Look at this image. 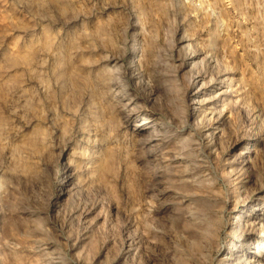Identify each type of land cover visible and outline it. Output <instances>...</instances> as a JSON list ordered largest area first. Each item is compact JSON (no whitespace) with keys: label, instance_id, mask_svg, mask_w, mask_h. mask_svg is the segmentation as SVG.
I'll list each match as a JSON object with an SVG mask.
<instances>
[{"label":"rangeland","instance_id":"rangeland-1","mask_svg":"<svg viewBox=\"0 0 264 264\" xmlns=\"http://www.w3.org/2000/svg\"><path fill=\"white\" fill-rule=\"evenodd\" d=\"M263 213L264 0H0V264H245Z\"/></svg>","mask_w":264,"mask_h":264},{"label":"bare ground","instance_id":"bare-ground-1","mask_svg":"<svg viewBox=\"0 0 264 264\" xmlns=\"http://www.w3.org/2000/svg\"><path fill=\"white\" fill-rule=\"evenodd\" d=\"M137 45V44H136ZM136 51H138L136 49ZM116 55V54H115ZM114 55V56H115ZM113 56V55H112ZM111 57V56H109ZM117 58V57H116ZM108 59V58H107ZM113 60H116L114 57H113ZM132 61V60H131ZM117 62V61H116ZM134 62V61H133ZM113 63V62H112ZM109 64V63H108ZM111 64V63H110ZM184 64V63H183ZM107 65V64H106ZM181 66V65H180ZM110 68V67H109ZM181 68V67H180ZM113 74V73H112ZM196 83V82H195ZM214 87L217 86V85H213ZM197 92H192L190 94V97L192 98V100L194 101L195 99V96ZM187 96V95H186ZM197 107H193V112L196 110ZM211 114L210 116V119L212 120L211 122V125L206 129V136H211V135H214L216 134L218 131V125L220 124V122H222V117L223 115L222 114H218L216 112H209ZM146 123V122H144ZM143 123V124H144ZM213 125H216V127H212ZM211 128V131L210 133L208 132ZM215 130V132H213L212 130ZM208 132V133H207ZM264 214V213H263ZM238 220L240 221L241 219L239 217H237ZM256 221H253V222H249L248 226L245 225L244 227V231H243V236H248L251 234V231L253 232V230H256V229H259L258 227H261L264 229V221H263V217L261 216H256ZM197 219V218H196ZM249 221V220H248ZM247 221V222H248ZM195 224V223H194ZM195 227V226H194ZM196 228V227H195ZM232 231V230H231ZM198 232V231H197ZM200 232V231H199ZM198 232V233H199ZM205 232V231H204ZM203 236V235H202ZM204 237V236H203ZM264 237V230L261 229V232L259 234V237H258V240L260 238ZM258 240H255L254 242H250L247 244V249H246V252L245 254L243 255V258L241 261H244L245 264H264V246L260 245L262 244V241H258ZM225 257L223 258L224 260L226 261H229L232 257V253H231V250L229 249L227 251V253H225Z\"/></svg>","mask_w":264,"mask_h":264},{"label":"built area","instance_id":"built-area-1","mask_svg":"<svg viewBox=\"0 0 264 264\" xmlns=\"http://www.w3.org/2000/svg\"><path fill=\"white\" fill-rule=\"evenodd\" d=\"M229 1H230V0H224V3L227 4V3H229Z\"/></svg>","mask_w":264,"mask_h":264}]
</instances>
